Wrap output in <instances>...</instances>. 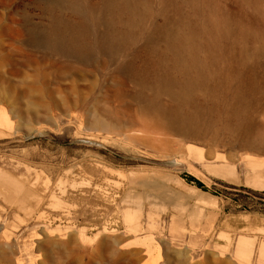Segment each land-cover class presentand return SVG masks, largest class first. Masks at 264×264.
<instances>
[{"label":"rangeland","instance_id":"obj_1","mask_svg":"<svg viewBox=\"0 0 264 264\" xmlns=\"http://www.w3.org/2000/svg\"><path fill=\"white\" fill-rule=\"evenodd\" d=\"M122 1L84 0L78 57L38 38L73 10L0 0V264H264V0ZM176 35L207 73L187 128Z\"/></svg>","mask_w":264,"mask_h":264},{"label":"bare ground","instance_id":"obj_2","mask_svg":"<svg viewBox=\"0 0 264 264\" xmlns=\"http://www.w3.org/2000/svg\"><path fill=\"white\" fill-rule=\"evenodd\" d=\"M51 9L62 8L63 6L73 10L77 14V19H71L67 16L54 14L49 24L42 30L38 38L49 47L57 50L72 53L78 57L88 51L92 43L89 35L92 30L91 22L94 18L93 9L84 3V0H47ZM142 0H123L120 5L128 11L130 15L139 10V4ZM118 3L115 0H107L109 7H114ZM135 15V14H134ZM172 36V33H170ZM129 36V31L114 30L108 33H101L96 37L99 45L115 47L125 41ZM171 40L170 46L174 63L180 67L181 76L175 77L164 72L159 77V87H163L174 94L180 105H178L172 114L173 120L182 128H187L194 113H188L182 109L183 103H188L192 98L193 88L198 85L203 78L206 68L201 64L198 73H191V69L198 64L195 57V44L187 37H181ZM173 95V96H174ZM192 117V118H191Z\"/></svg>","mask_w":264,"mask_h":264},{"label":"trees","instance_id":"obj_3","mask_svg":"<svg viewBox=\"0 0 264 264\" xmlns=\"http://www.w3.org/2000/svg\"><path fill=\"white\" fill-rule=\"evenodd\" d=\"M185 178L189 181V182H193L198 188H203V184L196 180L195 178H193L192 176H185Z\"/></svg>","mask_w":264,"mask_h":264}]
</instances>
